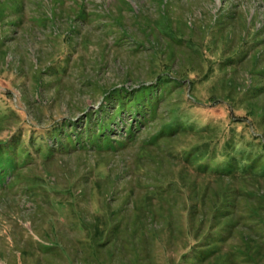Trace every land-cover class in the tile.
Returning a JSON list of instances; mask_svg holds the SVG:
<instances>
[{"label":"rangeland","instance_id":"rangeland-1","mask_svg":"<svg viewBox=\"0 0 264 264\" xmlns=\"http://www.w3.org/2000/svg\"><path fill=\"white\" fill-rule=\"evenodd\" d=\"M163 2L0 0V264H264V187L209 162L233 133L264 156L243 130L264 141V0ZM143 86L156 113L113 114L90 143L107 96ZM235 188L237 225L207 237Z\"/></svg>","mask_w":264,"mask_h":264},{"label":"trees","instance_id":"trees-1","mask_svg":"<svg viewBox=\"0 0 264 264\" xmlns=\"http://www.w3.org/2000/svg\"><path fill=\"white\" fill-rule=\"evenodd\" d=\"M156 1L160 5V8L162 10H164V7H165L164 2H163L164 0H156ZM163 13L162 14L164 16L167 15L165 12H163ZM168 31H169V29H167V32ZM162 32H164V29L162 30ZM164 74H165V72H164ZM170 78H172V77L170 76ZM171 82H173V80L167 81L166 83H171ZM161 84L162 83H158L157 86H160ZM154 88L155 87H152V86H149V87L143 86L141 89L134 91V92H129L126 89H122L120 91H115L114 94L112 92H111V94L110 93L108 94L110 96H112V94H113L114 97H108L105 93L104 94L105 97L107 96L108 99L112 98L113 100H117L119 104L115 105L114 111L110 115L109 118H105L102 121V124L100 123V124H97L95 126V128L97 129V131L99 133V134H97L98 136L95 135L93 132H91L90 136L88 134H86L88 141L90 143H95L99 139L103 138V143L109 144V141L107 140V136H108L107 131L110 130L109 125L115 123L113 114H116V115L118 114L120 116L121 113H127L128 112V114L132 113V114H134V116H138V117L143 118L146 115H153V113H156L157 108H158V104L161 102V97L159 95H157L156 97L151 98V92ZM124 100H128L127 105L123 104ZM103 101H105V100H103ZM186 102L189 103L187 100H186ZM105 104H106V101H105ZM189 105H190V103H189ZM103 107H105V105H103V103H101V106L99 108V110L101 112H103V110H104ZM15 114L18 115V111L16 109H15ZM237 123H240V121H238ZM233 124L234 123L230 124L229 126L231 128H234ZM248 125L249 124H247V122H246V124H244L245 127L243 128V130H245L246 133L250 134L251 139L248 138L250 141V144L256 142L257 145L262 149V151H264V141H262L260 139L259 135L256 134L255 132L249 133L248 132ZM172 126L173 125L168 126L167 127L168 129H166V130L167 131L171 130ZM250 126H252V125H250ZM88 128H89V125H88ZM253 129H255V128H253ZM208 130L209 129L207 128L206 131H208ZM126 132L128 134H130L131 130L129 131V129H127ZM222 134H223V132L219 130V134L216 136V138H218ZM240 136L242 137V135H240ZM18 139L21 140V137H18L16 140H18ZM209 141H214V140L210 139ZM238 141H240L238 135L236 133H233V138H231L229 141H226L224 143V145L222 146L219 154L226 158L225 161L222 159H221V161H218L216 159H213L214 157L211 160H209V162H211V161L222 162L220 164L221 165V171L218 173H215V178H214L215 182H218L221 180L236 179L239 181L243 180V181H247V182L253 181L256 185H261L264 187V156L256 155L254 157H252V156L248 157L249 154H248V152L245 151L244 148L237 147ZM18 146H19V150H20L19 152L22 154L23 152L21 151L22 149H20L21 148L20 144H18ZM81 146L82 147L84 146V148H85V145L82 144ZM12 149L13 148H9L8 145L0 146V184L4 183L6 177L3 178V176H5L7 174L8 169L13 166L12 165V159H11L10 155L8 154V152L12 151ZM45 150L50 151L48 148H46ZM236 154L237 155L243 154L246 157L245 159L243 158V160L250 162L248 164L249 166L246 168L245 171L242 169H240V171H237V169H238L237 166L240 163V161L235 156ZM259 154H261V153H259ZM27 158H29V157H27ZM28 160H30V159H28ZM229 188H230V186H229ZM236 191H237V188L231 189L229 192H224L223 194L217 195V200H216L215 205L212 209V217H211L212 220H214V221L211 224H215L219 219H221V220L223 219L221 222H223L224 224L218 225V223H216L217 225H214V226L210 225V227L207 228V231L206 232L204 231V233L207 237H212L211 236V235H213L212 233H215V230H217V229H218V231L216 232V234H221V232H223L224 230H226V229L229 230L231 228H234L237 225L238 220L235 223L236 220L233 219L234 217H236L235 212L233 211L234 202L229 199L231 196H235V195L237 196L238 195V192H236ZM243 192H246L248 194V197H254V193H250V190H243L242 193H240V194L245 195ZM259 196L261 198H264L263 192H261V194H258V197ZM260 209L261 208H257V210L255 209V212L253 213V215L257 216V219H260V217L258 216V212L260 211ZM222 239H223V236H220L218 238V241H221ZM101 242L102 241H100L98 243L101 244ZM91 244H92V241H91ZM214 246H216V245H214Z\"/></svg>","mask_w":264,"mask_h":264}]
</instances>
